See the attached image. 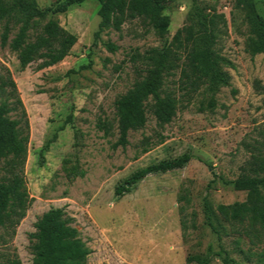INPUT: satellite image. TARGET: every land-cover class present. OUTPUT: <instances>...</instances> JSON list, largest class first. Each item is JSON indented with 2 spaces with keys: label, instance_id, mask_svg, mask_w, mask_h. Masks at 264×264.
<instances>
[{
  "label": "rangeland",
  "instance_id": "374dc122",
  "mask_svg": "<svg viewBox=\"0 0 264 264\" xmlns=\"http://www.w3.org/2000/svg\"><path fill=\"white\" fill-rule=\"evenodd\" d=\"M36 1L45 9L59 0ZM196 3L226 15L228 28L217 49L232 63L226 67L231 85L220 90L216 107L209 109L207 87L192 92L182 74L185 58L176 56L164 89L174 99L177 115L160 127L149 106L146 127L130 133L126 149H114L119 138L117 99L143 80L148 68L143 56L161 48L162 37L172 41ZM236 4L168 0L164 14L171 25L161 34L135 20L121 32L110 28L96 39L100 6L88 0L54 17L78 42L64 61L43 70L34 63L22 71L17 56L2 46L0 32V66L11 71L30 122L23 191L32 201L14 231L0 228L1 263L40 264L32 248L35 224L51 209L64 208L91 250L85 264H198L187 262L196 256L223 264L214 257L222 245L238 263L264 264V228L257 227L256 237L246 232L249 223L230 222L216 212L221 243L206 223L204 207L205 199L215 211L219 205L244 202L247 194L221 178L233 181L245 171L251 174V164L264 159V54L247 51L251 28ZM255 5L264 18V0H255ZM108 43L118 51L111 53ZM100 121L111 126L110 136L98 129ZM159 135L165 142L142 154L143 140L157 141ZM186 154L193 158L184 168L149 175L116 196V189L137 171ZM3 168L1 162L0 176ZM182 205L190 226L186 238Z\"/></svg>",
  "mask_w": 264,
  "mask_h": 264
},
{
  "label": "trees",
  "instance_id": "16d2710c",
  "mask_svg": "<svg viewBox=\"0 0 264 264\" xmlns=\"http://www.w3.org/2000/svg\"><path fill=\"white\" fill-rule=\"evenodd\" d=\"M88 0H59L56 5L41 9L36 0H0V32L3 47H9L17 56L20 69L25 71L30 65L39 63V70L53 67L70 55L78 38L63 28L54 17L67 13L72 6H79ZM99 3L98 15L101 19L96 39L107 29L121 32L124 25L140 20L151 27L156 34L169 29L171 18L164 14L168 0H96ZM236 9L245 12V19L251 28L247 51L253 55L264 54V18L258 13L255 0H236ZM232 13V17H233ZM228 28L226 15L211 7L195 5L187 23L177 31L173 40L162 37V47L146 52L143 59L148 68L143 80L121 95L116 103V117L119 138L114 149L129 146V136L133 131L146 127L148 107L150 106L158 126L170 124L177 115L174 99L165 93V74L172 68V60L182 55L185 58L182 74L186 77L192 92L207 87L211 94L209 109L216 107V95L222 88L231 85V77L226 67L232 63L225 59L217 49L219 40ZM111 53L118 47L106 44ZM182 58V57H181ZM0 163L4 162V175L0 176V228L15 230L26 217L32 201L23 191L24 169L28 158L30 143V122L23 100L11 71L0 66ZM153 103V104H152ZM98 129L105 136L112 134L111 126L100 121ZM159 135L157 141L145 138L142 154L165 142ZM50 143L45 150L49 149ZM189 154L171 161L150 165L134 173L124 185L116 189V196L130 192L131 188L149 175L166 173L184 168L191 160ZM239 178L227 181L237 192L247 194L244 202L219 205L215 211L205 199L206 223L218 235H222L215 223L216 212L225 220L238 224L249 223L246 232L258 236L257 227L264 228V159L256 160ZM185 201L182 197L180 201ZM183 237L190 229L186 219V208L180 206ZM193 228L195 224L193 223ZM32 234L33 251L40 264H85L91 250L74 226L64 208L51 209L38 219ZM223 264H241L231 258L221 246L214 254ZM188 263L211 264L210 257H190ZM0 264L1 255H0ZM7 264H21L10 261Z\"/></svg>",
  "mask_w": 264,
  "mask_h": 264
}]
</instances>
